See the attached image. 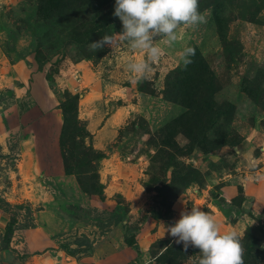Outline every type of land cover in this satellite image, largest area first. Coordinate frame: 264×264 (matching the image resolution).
<instances>
[{
    "label": "rangeland",
    "instance_id": "374dc122",
    "mask_svg": "<svg viewBox=\"0 0 264 264\" xmlns=\"http://www.w3.org/2000/svg\"><path fill=\"white\" fill-rule=\"evenodd\" d=\"M114 3L0 0V264H143L145 255L159 257L155 264H197L198 249L185 252L164 234L192 207L221 233L249 230L264 249V198L245 192L264 181L252 179L264 176V0H199L208 22L178 29L171 47L158 39L164 54L142 81L130 79L125 62L143 53L124 43L89 50L121 32ZM186 46L200 60L195 80L192 63L179 62ZM76 94L75 120L68 99ZM72 126L104 154L92 162L104 199L64 170L61 140ZM73 136L67 131L68 146L80 141ZM118 202L129 208L122 223L102 227ZM78 237L92 240L90 255L62 249ZM241 245L244 264H264V250Z\"/></svg>",
    "mask_w": 264,
    "mask_h": 264
},
{
    "label": "clouds",
    "instance_id": "9594fccd",
    "mask_svg": "<svg viewBox=\"0 0 264 264\" xmlns=\"http://www.w3.org/2000/svg\"><path fill=\"white\" fill-rule=\"evenodd\" d=\"M112 15L121 22V32L89 43V50L97 52L105 46L112 50L124 43L130 54L143 53L142 58L125 62L130 79L142 81L164 54L163 47L156 41L162 39L167 46H173L178 39V29H197L208 22L211 12L202 13L199 0H115ZM195 54V48L190 46L180 52L179 62L185 69ZM252 179L260 180L264 176ZM165 233L175 244L182 245L185 252L190 247L198 249L197 264H244L238 233L235 230L221 233L216 220L199 207L181 211L179 219L166 226ZM158 258L145 255L143 264H155Z\"/></svg>",
    "mask_w": 264,
    "mask_h": 264
},
{
    "label": "trees",
    "instance_id": "16d2710c",
    "mask_svg": "<svg viewBox=\"0 0 264 264\" xmlns=\"http://www.w3.org/2000/svg\"><path fill=\"white\" fill-rule=\"evenodd\" d=\"M109 24H112V22L110 23H106L104 26L100 27L99 29H97V31H103V29H108L109 28ZM200 60L196 61L193 60L192 64L190 65V67L188 68V70L190 71V73H194L195 75H193L194 80L197 78L196 77V73H197V68L199 66ZM195 82V81H194ZM194 85V84H193ZM71 98L68 99V102L71 104H73V102L77 101L78 95H74L72 97V95H70ZM197 101L194 102L193 107L195 106ZM192 105V103H191ZM63 108V116L65 121H69L70 119H68L66 116L68 115V112H70V107H65L64 105H62ZM195 108V107H194ZM190 109V111L187 113L186 115L183 116L185 118H188L189 116L194 115L195 109ZM197 109V108H196ZM71 112L73 113V119L76 120L77 118V107H76V103L73 104V108H71ZM189 114V115H187ZM73 129H64L63 134L64 136L62 137L61 140V146H62V155L64 157V170L67 174H72L74 173L77 178H78V182L82 188V190L86 193H88L89 195H94V196H98L100 197V199H104V195H103V186L102 183L99 180V177L97 175V173L95 172V166L92 165V162L100 159L104 156V154L100 151H97L96 149L93 148H88L83 140H84V136L87 134L85 129H74L76 128V126H72ZM67 131H71L73 133V137H70V139L72 141H74L75 138L77 137V134H79L80 137V141H77V144L74 143V145L72 146H68L67 145V139L65 138V136L67 135ZM76 148V149H75ZM72 158L73 163H71ZM94 171V172H93ZM88 175H86V174ZM175 173L177 175H175ZM82 174H85V177L87 178L88 181H84L82 178ZM173 182H177L179 180V176L181 174L178 173V171L176 170V172L173 173ZM187 179H183V183H186ZM173 184V183H172ZM170 184H165V188H163V197H162V201H166V199L168 198V194H169V190L167 189V187H169ZM144 187L146 189H149L150 187L147 186L146 184H144ZM5 211H9L10 210V204L8 202H5V207H4ZM129 211L128 206H124L122 204V202H118L117 205L114 207V209L112 211H107V217H105L101 223L102 227H106L107 229H109L111 226H116L120 223H122L123 221V217L124 214L126 212ZM102 213H100L98 211V217H101ZM13 231V228L11 226V223H8L6 225V235H10ZM5 237L6 243H9V237ZM240 243L244 242L245 243V247L248 253H252L253 251H263L264 249L262 247H260V239L256 236H254L253 234H251V232L249 230H247L245 232V235L243 237H240ZM126 242L129 245H134L136 244V241L134 238H130V237H125ZM248 241L250 243H248ZM61 247L62 249L68 254V255H77V254H87L90 255L93 251V242L92 240H89L85 237H78L74 240V243H70V242H63L61 243ZM166 249H169L168 247ZM173 251V249L175 250L176 248H171L170 247V251ZM181 249V248H179ZM90 264H95V263H90Z\"/></svg>",
    "mask_w": 264,
    "mask_h": 264
},
{
    "label": "crops",
    "instance_id": "0c3cea01",
    "mask_svg": "<svg viewBox=\"0 0 264 264\" xmlns=\"http://www.w3.org/2000/svg\"><path fill=\"white\" fill-rule=\"evenodd\" d=\"M264 181L260 180L259 183H251V181L246 184L245 192L248 197H251L253 201L260 202L264 198Z\"/></svg>",
    "mask_w": 264,
    "mask_h": 264
}]
</instances>
